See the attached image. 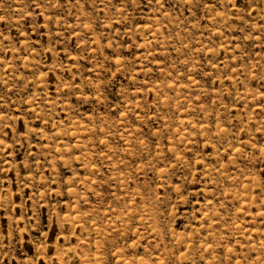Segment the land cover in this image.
<instances>
[{
	"label": "rangeland",
	"instance_id": "1",
	"mask_svg": "<svg viewBox=\"0 0 264 264\" xmlns=\"http://www.w3.org/2000/svg\"><path fill=\"white\" fill-rule=\"evenodd\" d=\"M0 264H264V0H0Z\"/></svg>",
	"mask_w": 264,
	"mask_h": 264
}]
</instances>
